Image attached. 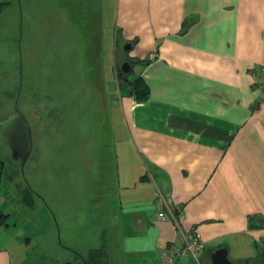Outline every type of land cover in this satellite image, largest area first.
<instances>
[{
  "label": "crops",
  "instance_id": "obj_1",
  "mask_svg": "<svg viewBox=\"0 0 264 264\" xmlns=\"http://www.w3.org/2000/svg\"><path fill=\"white\" fill-rule=\"evenodd\" d=\"M112 26L121 44L135 40L129 58L150 60L135 66L149 96L120 94L139 169L111 183L122 197L100 203L119 225L98 247L104 264H157L187 230L204 244L200 259L226 248L232 264H263L264 0H116ZM8 209L0 264L15 261Z\"/></svg>",
  "mask_w": 264,
  "mask_h": 264
},
{
  "label": "rangeland",
  "instance_id": "obj_2",
  "mask_svg": "<svg viewBox=\"0 0 264 264\" xmlns=\"http://www.w3.org/2000/svg\"><path fill=\"white\" fill-rule=\"evenodd\" d=\"M3 1L0 120L17 109L32 128L23 168L0 144V162L8 159L0 206L9 207L6 221L16 225L9 226L12 239L4 244L15 250L14 264H84L89 249L98 248L102 237L114 243L110 234L119 230L113 214L100 208L106 197L126 193L111 183H129L139 169L136 154L129 153L134 144L123 112L126 98L116 83V67L131 51L112 35L116 0ZM26 187L34 207L20 202ZM197 259L178 262L211 264Z\"/></svg>",
  "mask_w": 264,
  "mask_h": 264
},
{
  "label": "trees",
  "instance_id": "obj_3",
  "mask_svg": "<svg viewBox=\"0 0 264 264\" xmlns=\"http://www.w3.org/2000/svg\"><path fill=\"white\" fill-rule=\"evenodd\" d=\"M5 3H7V1H3L0 3V10L3 8V6L5 5ZM186 25L185 23H183L182 29L183 31L186 29ZM117 31V29H116ZM119 32V31H117ZM116 32V33H117ZM118 34H115V43H118ZM120 39V38H119ZM126 44V43H125ZM130 44L134 45L135 44V40L133 42H131ZM127 61L130 64V72L128 74H125L124 72H122L120 70V65L119 67H116V72H117V80L116 83L118 90L120 91V94H125L126 96H130L132 97L135 101L137 102H142L144 100H146L149 96V87L147 85V83L145 82V80L143 79V77L140 74H135L133 73V68L136 65H140V66H146L149 64L150 60L149 59H143V60H139V59H134V58H129L127 59ZM3 159V158H1ZM8 159L4 158V160H2L0 162V180H2L4 178V170L2 168V166L4 165V163L6 164ZM10 173L9 178L11 177V170L9 168L8 170ZM8 178V177H7ZM18 196L20 198V202L27 207H34L35 203H34V199H33V194L32 191L29 188H25V190L21 191L20 194L18 193ZM25 206V207H26ZM1 217H4L3 215H1ZM1 219V218H0ZM4 219L2 218V220H0V225H5V221H3ZM82 260L84 262V264H104L105 261V245H102L100 248H94V249H90L85 257H82ZM64 264H70L69 262H65Z\"/></svg>",
  "mask_w": 264,
  "mask_h": 264
},
{
  "label": "water",
  "instance_id": "obj_4",
  "mask_svg": "<svg viewBox=\"0 0 264 264\" xmlns=\"http://www.w3.org/2000/svg\"><path fill=\"white\" fill-rule=\"evenodd\" d=\"M130 48L131 44L126 43L124 50L129 51ZM120 70L128 74L130 72L129 62L123 61L120 64ZM31 142L32 130L26 117L21 112L16 110L0 120V144L8 147L12 159L18 160L22 168L31 153ZM210 261L211 264H232L227 257L226 248L213 250L210 253Z\"/></svg>",
  "mask_w": 264,
  "mask_h": 264
},
{
  "label": "built area",
  "instance_id": "obj_5",
  "mask_svg": "<svg viewBox=\"0 0 264 264\" xmlns=\"http://www.w3.org/2000/svg\"><path fill=\"white\" fill-rule=\"evenodd\" d=\"M258 88L261 90V97L264 98V81H258L257 82ZM168 212L170 213L172 210V207L167 204ZM159 218L165 219L167 218V214H163L160 212L158 214ZM172 217V215H171ZM172 221H175V218L172 217ZM178 226V224H176ZM200 237L197 233H195L192 230L184 231L182 234V242H183V248L182 249H172V248H165L162 252V257L160 259V262L157 264H175V261L179 258H184L186 256L192 255L194 258H196V255L203 246L201 245V241L199 242ZM201 243V244H200Z\"/></svg>",
  "mask_w": 264,
  "mask_h": 264
},
{
  "label": "bare ground",
  "instance_id": "obj_6",
  "mask_svg": "<svg viewBox=\"0 0 264 264\" xmlns=\"http://www.w3.org/2000/svg\"><path fill=\"white\" fill-rule=\"evenodd\" d=\"M17 109H15L14 111H16ZM18 111V110H17ZM163 213V212H162ZM164 214V213H163ZM159 217V216H158ZM187 231H189V230H187ZM196 233V232H195ZM165 248H167V247H165ZM204 250V245H203V247L201 248V249H199V251H198V253H197V255H196V259L198 258V255H199V253H201L202 251ZM198 260V259H197Z\"/></svg>",
  "mask_w": 264,
  "mask_h": 264
},
{
  "label": "flooded vegetation",
  "instance_id": "obj_7",
  "mask_svg": "<svg viewBox=\"0 0 264 264\" xmlns=\"http://www.w3.org/2000/svg\"><path fill=\"white\" fill-rule=\"evenodd\" d=\"M32 129V128H31ZM31 150H32V148H31Z\"/></svg>",
  "mask_w": 264,
  "mask_h": 264
}]
</instances>
